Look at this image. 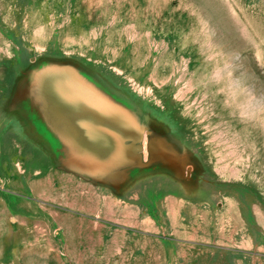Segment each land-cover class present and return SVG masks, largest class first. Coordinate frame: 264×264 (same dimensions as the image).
Returning a JSON list of instances; mask_svg holds the SVG:
<instances>
[{"label": "rangeland", "instance_id": "obj_1", "mask_svg": "<svg viewBox=\"0 0 264 264\" xmlns=\"http://www.w3.org/2000/svg\"><path fill=\"white\" fill-rule=\"evenodd\" d=\"M0 264H264V0H0Z\"/></svg>", "mask_w": 264, "mask_h": 264}]
</instances>
